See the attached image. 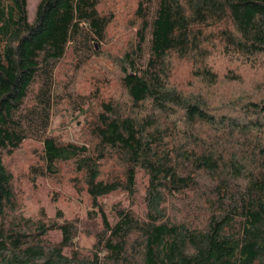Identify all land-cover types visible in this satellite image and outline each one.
Instances as JSON below:
<instances>
[{
	"label": "trees",
	"instance_id": "trees-1",
	"mask_svg": "<svg viewBox=\"0 0 264 264\" xmlns=\"http://www.w3.org/2000/svg\"><path fill=\"white\" fill-rule=\"evenodd\" d=\"M214 56L264 95V0H39L31 22L0 0V264H264V96L187 90ZM68 111L73 139L49 129ZM38 177L84 193L83 219L25 215Z\"/></svg>",
	"mask_w": 264,
	"mask_h": 264
},
{
	"label": "rangeland",
	"instance_id": "rangeland-1",
	"mask_svg": "<svg viewBox=\"0 0 264 264\" xmlns=\"http://www.w3.org/2000/svg\"><path fill=\"white\" fill-rule=\"evenodd\" d=\"M39 0H25L26 8V17L27 21L31 22L34 16L35 7ZM148 37L146 36V40ZM210 62L213 64L215 69L219 74L215 80V84L212 87H203V83L199 86L198 80L194 77L189 76L188 83H186L185 88L189 90L190 88L194 89V92L197 93L195 89H201L202 93L207 92L213 98L231 96V95H242V94H261L256 89L258 87V82L262 76V70L256 69H242L238 70L234 65H229L228 61L223 62V59L220 60L217 57H212ZM191 65L189 62H182V64H177L175 66L173 76L176 78L177 84L180 85L183 83V80L188 76V71ZM229 67L232 71H235L234 74L238 77V81H230L227 79L230 77L223 73L224 69ZM57 69V66H56ZM261 69V68H260ZM194 78V79H193ZM195 84V85H194ZM242 89V91H241ZM244 90V91H243ZM52 100V99H51ZM76 114L75 111H68L62 114H50L49 129L51 133H61L62 135H67L66 138H74V135L78 131V122L80 117L72 119L70 117ZM61 130V131H60ZM17 170L18 167L15 166ZM16 174V172H15ZM64 177V176H62ZM60 181L50 180L46 177H38L34 185H23L24 195H23V208L25 215L33 216L38 210L44 209L47 215H53L55 210L58 209L61 214L66 218H81L85 214V209L89 206L87 197L84 193H77L71 187V185L62 179ZM144 178L140 175L136 176V183L139 193L142 191ZM51 197H55L52 199ZM103 201L106 205L112 203L113 201L121 202L126 204V201L123 200L121 193H116L113 195H108L103 198ZM137 202V198H136ZM136 209L138 206L136 204ZM58 236V234H56ZM90 238H82L81 243L87 245Z\"/></svg>",
	"mask_w": 264,
	"mask_h": 264
}]
</instances>
